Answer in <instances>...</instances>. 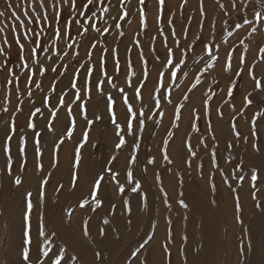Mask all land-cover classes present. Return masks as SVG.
Wrapping results in <instances>:
<instances>
[{
    "label": "rangeland",
    "instance_id": "obj_1",
    "mask_svg": "<svg viewBox=\"0 0 264 264\" xmlns=\"http://www.w3.org/2000/svg\"><path fill=\"white\" fill-rule=\"evenodd\" d=\"M19 1L20 2L16 5L15 12L21 15L20 17H22L23 22L27 24L28 17L24 16L22 10L28 9L29 15H31L29 4H31L33 0ZM45 2L51 5L52 3H57L58 0H45ZM220 2L225 5L228 4L227 6L230 5V0H220ZM237 2L239 3L240 0H237ZM244 2L248 4V8L245 11L233 12L229 8L231 15L225 17L220 11L216 0H203V7H210L209 12L212 20L220 21V25L222 26L219 29H214L212 25H206L205 18L201 17L200 0H187L186 3L184 0H165L162 19L159 21L157 19L159 15L158 0H145L144 5H140L139 0H103L102 4L99 0H94L93 4L90 5L87 10L83 9L86 0H77V7L84 10L85 15L79 16L74 11L71 17H69V11L65 7L61 24H63L65 19L75 18L85 26L94 24L100 29L107 27L109 28L108 34L90 31L86 37L81 36L79 33L83 31V29L76 23H73L70 35L58 41L50 39V31L44 32L38 38L41 44V48L37 50L38 56H34L30 61H21L19 59L18 47L13 42L12 28L14 26L9 22H6L8 28H6L4 23L0 24V29L4 30L0 32V36L2 35L4 38V32H9V37L7 33L6 36L8 37L7 39L12 42V47L8 54L7 67L15 75L20 76L19 91H17L16 88L12 89L11 104L4 105L0 103V145H4L3 139H5V134L8 132L9 124L14 115L16 122L15 134L19 133L22 135L24 131H30L32 134L30 139L35 145V140L37 138L34 136V133H32L33 130L29 129L27 125L30 120L34 124L35 120L41 122V126H43H40V128L36 122L35 131L37 130V132L43 134L39 137L40 141H42L40 138L44 135L49 137V141L52 140L48 145L50 149H48V157L53 156V149L51 148H53L52 146L54 143L61 138L64 139L63 145L70 146L68 155L64 157V167L67 170V174L70 176H72L74 170L75 149L83 140L84 133L87 131V142L84 144L83 148L80 149L82 151H80L82 156L81 160L87 158L90 163L94 165L92 166L94 171L92 170L91 177L85 180L83 189L80 191L81 193H77L76 190L71 187L66 190V192L69 190L67 195H64L62 190L59 192L56 191L61 181L60 179L53 180L52 171L54 168H52L53 170L51 169L52 159L49 158V162L45 167L40 159L39 161L37 160V156L34 154L31 166L35 172L30 178H28L29 169H26V167H24L23 171H21L20 168L13 169L12 175H9L6 171L11 177L12 184L15 187L22 188V203L26 204L25 195L29 191L33 194L31 199L38 201V203L40 201L44 202L48 201V199H53L57 204L56 211L60 214H64L70 230L80 233L79 235L84 239L93 238L94 240L95 237L97 238L100 234L102 227L103 229L105 228L103 221L112 215L115 205L117 207L118 202L124 207V200H128V202H132L134 198V200H136L135 193L131 192L130 189L133 187L134 182L139 179L132 172L133 184H129L125 180L126 176L119 173V168L121 166L129 165V160L133 156L131 150H133L135 143V145H138L135 164L141 169V175L146 177L149 186H151L152 191L155 193V215L159 216H155V221L149 231H146L144 228H138L136 235L125 241L121 250L118 252V260L115 264H119L121 260H124L123 264H142L154 245L159 247L161 251H164V248H168L169 246L175 248L176 258L184 260L182 251L180 250L182 249L180 248V244H186L190 240L188 235H182V223L187 217V208H182L179 205L181 195L177 194L178 192L174 191L173 198L168 196V204L166 205L164 203V192L160 191V189L163 188L168 194L169 190H167V188L169 189L170 186L173 188L178 187V190L179 187L182 186L183 178L176 170V162L172 158L174 156L176 157V155L178 158L187 162V165L185 164V170H187L190 175L202 172L204 173L203 175L208 177L207 171L209 166H211L220 173L223 171L224 176L220 177L222 181L227 179L229 182H234L239 189L248 187L251 190L250 205L246 209L242 207V213H240L243 221L242 223L237 221L238 214L236 209L234 213L232 207L227 208V213L225 212L224 216V219L226 217V220H224L225 230L223 232L224 243L220 249L221 252L224 253V256L213 264H241V262H243V264H264V184L261 181V173H263V171L258 169V179L254 182L250 181L248 173L249 169L253 167L252 162L246 161L243 163L240 170L237 171L236 164L231 161L228 155L227 145L228 142H236L238 148L242 150L240 141L243 139L237 140L232 131L231 125L235 123L242 137L251 138L248 143L243 142V148L244 146H248L250 155H256L259 159L264 158L262 149L257 152L251 147V143L255 142L257 144L258 142V136L254 140L251 135V121L256 119L257 128L264 127L263 118L260 115L262 112L261 104L264 102V90H256L255 83L248 74V66L255 65L256 79L262 81L263 83L261 82V84L264 86V62L261 61L258 52V46L264 47V23H261V19L254 15V13L264 14V0H244ZM191 6H193L197 11L195 12L198 13L194 24H192L191 14L194 12V9L192 10ZM104 8H107L108 11L105 12ZM141 8H143L145 12L147 24L145 28H142L140 23ZM48 10L51 12L52 8L49 7ZM124 10L129 14L125 19L120 20L119 16ZM4 17L5 15L0 18ZM202 19L203 30L201 31L200 23ZM169 20L172 21V26L175 27L177 38L179 39V47H177L176 43L173 41L172 26L169 25ZM224 20H227L228 23L224 24ZM244 20H249L251 26L257 27L258 31L248 36L245 30H250L249 24L243 23ZM177 21H180L179 23L181 24L179 30L176 29ZM117 23L120 24L119 28L115 27ZM237 25H239V27H237ZM17 27L20 33H25V29H20L19 25ZM36 27L37 25L35 24H27V29ZM41 27H43V25H41ZM36 29L39 30L38 27ZM185 29H187L186 38ZM208 29L212 34L210 38L205 40L203 34ZM121 33H123V35H121ZM198 36L201 37L199 41L196 39ZM21 37L23 40V35H21ZM93 37L95 39H93ZM165 39L167 40L168 47L175 53L176 59L180 58L182 50L185 52L181 69L175 70L176 76L171 77L169 75L170 66L168 64H163L161 68L156 70L158 73H164L161 83L158 84L157 76L153 77V75H148L146 80H142V74L145 71L150 74L153 69L151 67L152 64L159 62L163 63V61H165ZM241 39H244V43L247 45L246 52L244 51V46L239 43ZM89 42L96 45L95 49L89 48ZM205 42L209 45H214L213 52L219 56V63L210 74L205 73L204 76H201V83L196 89L191 93H186V89L190 86V82H194L192 74L199 75L200 73L197 69H202L204 62L208 58L207 53L202 51ZM68 44L73 46L72 49L67 47ZM0 46H3V44L0 43ZM185 46H194L195 51H189ZM231 47L236 48L232 60L233 67L231 72H225L222 66L225 62L226 52H228ZM25 48L27 49V53H31V47L27 42H25ZM50 49L52 51H50ZM113 49L117 51L114 52ZM61 50L69 52L70 57L63 60L57 59V56L53 55V51L60 54ZM73 50L79 52V56L75 59L71 58V56L74 55ZM89 51L92 53L90 59L86 55ZM141 54L144 57V61L147 62L146 64L141 60ZM241 55L245 57L246 64L243 66L245 70L239 78H236L234 74L237 70V63ZM49 56H52L51 61L47 59ZM102 57L106 61L103 68L101 66ZM121 57L124 58L122 59ZM156 57H159V59ZM117 59L120 66L119 73L114 70L115 60ZM4 60L5 57H0V62ZM23 63H28L29 67H22ZM63 64H67V71L63 76H60L59 72L64 69L58 67L57 73H53L49 70L44 76L36 75L33 77L35 82L42 83V89H36L33 84V95L31 99H29L24 81L30 72L32 70L38 72V65H43L44 68L50 69L53 66H60ZM81 65L83 67H80ZM105 71L107 75H104ZM76 72H78V78L75 80V83L77 88L81 89L83 101L75 100L74 93L76 89L71 87L73 73ZM130 72L135 73V75L131 77L133 86H136L140 82L144 83L142 100L134 99V89L128 87L125 83L126 74ZM6 78H11L8 72L0 71V102L4 100L5 89L3 85ZM86 79L91 82L90 99L87 89L85 88ZM109 80L111 83L108 82ZM99 81H104L102 85L104 95H101L96 88ZM233 82H235L236 87L233 90L232 96L229 97L227 95L228 88ZM53 83L55 84L54 91L51 90ZM120 88H123L125 92L128 93L133 111L139 113L142 110L144 112L143 118L145 119V127L143 132L138 133L136 137L127 135L126 132L121 131V135L125 137L127 143L120 150H116L115 145L119 137L116 135V125L111 122L110 114L107 111L106 97L110 94L116 101L114 110L116 112L117 122L121 125V128H124L127 124V115L125 105L122 101V93L119 91ZM154 88H159V92L156 94L160 98L159 107L154 106V99L152 96ZM248 93L252 94L249 98L253 100V104L248 108H243L244 97L248 95ZM185 94L190 97L187 101L183 100ZM61 97H63L64 106L60 104ZM209 97L211 98L208 99ZM46 98L47 102H45ZM20 100L23 101L22 111L16 112L15 109ZM205 100H207V108L205 107ZM82 102L87 108L88 120L94 121L91 126L88 125L79 106ZM181 104L184 106L180 109V120L176 121L174 119L175 109ZM4 106L9 108L7 113L3 111ZM35 108H40L41 111L34 116L30 115V113L35 112ZM69 108L72 110L71 117L68 115ZM53 110L56 111V118L54 121H52L50 115ZM241 112H243V115L240 114ZM221 113L223 114L222 116ZM96 116H101L102 119L96 121ZM73 119L75 120V126L71 139H69L66 135V130L72 126L71 122ZM65 120H67L68 123ZM50 121L53 123V128H55L53 131H49L48 129ZM57 121L59 122L57 123ZM174 123L177 126L174 127ZM193 124L196 125L195 130L192 128ZM135 128L136 123L133 121V129ZM2 130L3 132L5 131L4 134L1 132ZM169 131L173 133L171 139L168 138ZM49 133L50 135H48ZM105 133L107 134V139H101ZM100 134L102 135L99 136ZM76 136H78L77 140H75ZM166 139H169L166 153L169 159L172 158V164H168L163 159L165 154L163 142ZM201 141H203V143H201ZM186 142L191 144L192 150L196 153L195 157L191 156L187 151ZM40 144H42V148L43 143ZM63 145L61 147H63ZM41 148L40 151L42 153L45 148ZM213 151H215V160L218 161L217 164H215V160L212 158ZM140 152H144L149 156L147 161H142V159L140 162L138 160V153ZM173 153H176V155ZM112 156H116L117 159L111 161ZM150 160H154V163H149ZM37 162L43 165L42 171L37 170ZM188 162H190L191 167H189ZM159 166H161L160 169H158ZM106 167H110L113 173L119 174L116 179H110L112 173L105 172ZM161 170L163 171L161 172ZM48 173H51V176L48 184L45 186L44 197L41 199L40 181L42 178L47 177ZM101 173L105 175V181L103 183L105 190L104 192L100 191L98 193V199L102 203L100 207H97V205L91 201L89 193L93 179ZM157 173L160 175L159 181L156 179ZM17 176L22 179V184L19 186L15 185L13 182L14 178ZM234 176L237 178H233ZM240 176L244 177L242 181L238 179ZM252 183H255L259 188V192L257 193L258 199L255 201L252 199ZM120 184L124 187L123 193L118 190ZM100 193L104 194L101 196ZM84 200L88 201L90 207L81 208L79 206ZM257 204L260 205L259 208L256 206ZM157 206H159V209H164L166 212L162 213V210H159ZM93 208L96 210L92 211ZM39 209V207L38 209L36 208L35 216L31 211L28 222H25L23 219L22 224L24 225V231L25 228H28L31 218L34 220V222H32L33 224L35 222L37 223V226L35 225V228H38H36V231L38 232L40 230L43 220L42 217L38 219L37 215ZM177 212L180 213V215L179 218L174 221L175 213ZM249 215H254L255 220L254 218L249 220ZM85 221H87L86 226ZM162 221L165 222V224L162 223ZM85 227H87L88 235H85ZM215 227L216 225H213L212 230H214ZM24 231L22 234L20 233V235L15 237L17 244L14 245V248L9 242L10 235L8 228L6 226L2 228L0 238L1 264H8L9 261L11 262V258L15 256L17 260H20L21 264H25L22 259V250L28 248V244L25 243L26 237L24 236ZM249 244H253L252 253L249 256L244 254V256L241 257V245L244 246V252L247 253V251H250L248 248ZM14 253L15 256H12ZM123 257L125 259H123ZM166 259L165 257V264ZM42 262H45V264H53L52 260H44Z\"/></svg>",
    "mask_w": 264,
    "mask_h": 264
},
{
    "label": "bare ground",
    "instance_id": "obj_2",
    "mask_svg": "<svg viewBox=\"0 0 264 264\" xmlns=\"http://www.w3.org/2000/svg\"><path fill=\"white\" fill-rule=\"evenodd\" d=\"M19 2H20L19 0H0V12L5 13V17L0 18V24L4 23L6 28H8V26L6 25V22L7 23L9 22L14 27H17L20 24V22H23L22 17H20V21H17L13 18V16H11V13L15 11L16 5ZM9 5H11V7H9ZM227 5L228 4H226V6ZM209 8H210L209 6H206V8H204L206 12V18H205L206 25H212L213 23V20L210 17ZM191 9L193 10L194 7L191 6ZM195 11L196 10L194 9V12L191 13L192 14V24H194L197 18V15H198V13H196L197 11L196 12ZM179 22L180 21L176 22L177 30H179L181 27L180 26L181 24ZM221 27L222 26L220 25V21H215L214 29H219ZM6 33L8 36L9 32H6ZM6 33L4 32L5 36H6ZM211 34H212L211 31H209L208 29L203 34L204 35L203 38L206 40L207 38L211 37ZM2 40H3V36L1 35L0 43H2ZM120 51H121V48H120ZM163 64H164V61L163 63L159 62L156 64H152L151 67L153 69L151 70L149 75L150 76L153 75V77L154 76L158 77L159 73L156 72V70L161 68L162 67L161 65ZM261 108H262V112H264V102L261 104ZM261 117L263 118V122H264V116H261ZM65 121L67 122V120ZM36 122L37 121L35 120V125H36ZM58 122L59 121H57V123ZM78 124L80 125L79 121H78ZM37 125L40 128L41 122L40 121L37 122ZM263 128L261 127L257 128V136H258L257 145L259 149H262L264 152V129ZM3 130L1 132L4 134L5 131L3 132ZM31 135L32 134L30 131H24L22 135H20L19 133L14 134L13 139L11 141V154L13 158L12 170L16 168H20V165L23 163L24 167H26V169H29L28 178L33 176L35 172L33 170V167L31 166V163H32L34 154H36L35 150L37 147L31 141L30 139ZM48 135H50V133ZM101 135L102 134H100L99 136ZM103 136L101 139L106 140L107 134L105 133L103 134ZM21 137L26 138L25 155L23 157H21L19 154ZM77 138L78 136L75 137V140H77ZM40 139L42 140L40 141V143H43L42 148H45V149L44 151H42V155L40 156L39 159L41 163H43L46 167L49 162L48 161L49 158L52 159V156L48 157V149H49L48 145H49V142H51L52 140L49 141V137L46 135H44ZM249 140H251L250 137H248V141ZM243 142H244L243 140L240 141V146L242 145V150L238 148L236 142H228L227 145H229V143L234 145V147H232L231 149L228 148V155L231 161L234 162L236 165L239 164L242 166L243 163H245L246 161L252 162L253 167L249 169V173H248L249 176H250V172L252 169L262 170L263 173H261V181L264 184V158L259 159V157L256 155L254 156L250 155L248 146H244L243 148V145H244ZM41 145L42 144H39V148H41ZM3 148H4V145L2 146L0 145V238H1L2 228L6 226L9 230V235H10L9 242L11 245L14 246L15 244H17L15 237L20 235V233L22 234V232L24 231V225L22 223H23V219L26 213V204L22 203V199H21L22 188L15 187L12 184L11 177L6 172L7 171L6 170V158H5ZM69 148H70L69 145H63V147L60 148L57 154L58 165L56 168H54V170L51 167V169L53 170L52 171L53 180L60 179L61 184L63 185V188L61 190L64 192L63 193L64 195H67L69 190L67 192L66 190L72 187L71 186L72 176L67 174V170L64 167V157L68 155ZM131 152L133 153L134 156H136L137 155L136 153L138 152V145L133 146V150H131ZM173 154L176 155V153H173ZM138 157H139L138 158L139 161L142 159H143L142 161H147L149 156L144 152H140L138 153ZM172 158L176 162V170L181 174L183 181L181 184L182 186L179 187V190H178V187L177 188L174 187L175 188L174 190L172 186H170L171 188L168 186L169 187V189L167 188V190H169L168 196L170 198H173L172 196L174 194V191L178 192L177 194H180L181 192L183 193V196H181V199H183L186 202L188 207H187V217L185 218V221H183L182 223L183 224L182 235L183 236L188 235L190 240L186 244H183V245L180 244V248H182L180 250L182 251L184 260H181V258H176L175 248H172L170 246L168 247L170 254H171L170 255L171 264H213L218 259L224 256V253L221 252L220 249L224 243L223 242V232L225 230L224 220H226V217L224 219V216H225V212L227 208L232 207V211L234 210L233 212L235 213V195H239L241 206L244 209H246L250 205L251 190L248 187L239 189V187L234 182L227 181V183H225V181H222L220 178L221 173L213 169L211 166H209L208 171H207L209 175L208 177L203 175L204 173L202 172L196 173L194 175L193 174L190 175L187 172V170H185L186 169L185 164L187 163L185 160L178 158L177 155L176 157L174 156ZM217 163L218 161L215 160V164ZM92 166L94 165L91 164L87 158L82 159L79 162L78 174H79L80 179L77 181L76 187L75 188L72 187V189L76 190L77 193H81L80 191L83 189L85 180L91 177V174L94 171L93 170L94 168H92ZM160 168L161 166L158 167V169ZM140 170L141 169L134 163L131 165L129 164V165L121 166L119 168V173L124 174L126 176V172L131 171L135 174V176H137V178L139 179L138 181L140 182L142 186L141 193L146 194L147 196V207L146 208L143 207V201L141 200V193H135L136 200H134L135 199L134 198L132 202H129V205L131 208L130 214L125 209V207H122L121 203L119 204L118 202L117 207L115 205V209L113 210L112 215L107 218L109 223L104 224L105 225L104 231L106 234L103 237L99 234L97 238L95 237L94 240L93 238L84 239L82 238V236L79 235L80 233L71 231L69 228V224L65 219L64 214H60L59 212L56 211L57 204L55 203L53 199H48V201H44V202L40 201L39 203L38 201L32 199V202H33L32 212L35 216L36 208L37 209L38 207L40 208L38 210L39 212L37 216H38V219L42 217L43 221L41 223L42 224L41 227H43L44 232L46 233L45 237H38V232L36 231L37 227L35 228V225L37 226V223L35 222L33 224L32 222H34V220L32 218L30 219V224L28 225L27 229L25 228V231H29V234H30L31 243H27L28 244L27 246L31 250L32 261L35 262L36 260V250H37V246L39 245L42 249L47 250L49 252V256L52 257L53 264H54L55 259L57 258L56 255L54 254L57 252L58 249L65 256H73V255L77 256L79 258L77 261V264H115L116 261L118 260V256H117L118 252L121 250V247L123 246L125 241L131 239L134 235H136L138 228H144L146 231H149L152 228L153 222L155 221L156 196H155V193L152 191L151 186H149V182L146 179V177L141 175ZM162 171L163 170H161V172ZM210 177H211V181L209 179ZM162 183H163V180H162ZM213 183L215 184L214 192L212 189ZM229 185L237 189V192L235 194L231 191V188L229 187ZM104 190H105L104 187H102L101 191L104 192ZM103 194L104 193H100L101 196ZM159 204H160V201H159ZM157 207L159 209V206ZM161 210H162V213L166 212L164 209H161ZM175 214L176 215H175L174 221L179 218L180 213L177 212ZM254 217H255L254 215H249V220L251 218L253 219ZM162 223L165 224V222L163 221ZM213 225H216L214 230H212ZM53 233L55 235H53ZM252 247H253V244L251 245L250 251H247V253H245L246 256H249L252 253V250H253ZM97 252L100 253V259L96 258L95 254ZM12 256H15V253L12 254ZM165 257H166L165 251L163 250L161 251L159 247L154 245L149 255L145 257L144 261H146L147 264H165ZM16 258H17L16 256L14 258H11V262L9 261L8 264H21L20 260H17ZM123 259L125 258L123 257ZM40 260L47 261L49 259L48 257H45L43 254H41ZM123 263H124V260H121L119 264H123Z\"/></svg>",
    "mask_w": 264,
    "mask_h": 264
},
{
    "label": "snow or ice",
    "instance_id": "obj_3",
    "mask_svg": "<svg viewBox=\"0 0 264 264\" xmlns=\"http://www.w3.org/2000/svg\"><path fill=\"white\" fill-rule=\"evenodd\" d=\"M94 2V0H86V3L83 5V9L87 10L89 8L90 5H92ZM99 2L102 4L103 0H99ZM184 2L186 3L187 0H184ZM140 5H144L145 4V0H139ZM165 0H158V5H159V15L157 17L158 21L160 19H162V13H163V6H164ZM216 3L219 6L220 11L223 13V15L225 17H228L231 15V12L229 11V6L231 8V11L233 12H243L248 8V4L244 2V0H240V2L238 3L237 0H230V5L226 6L225 4L221 3L220 0H216ZM62 5V6H60ZM9 7H11V5H9ZM49 7L52 8V11L49 12ZM67 8L69 11V17H71L72 12H76L77 15L79 16H83L85 15V11L81 10L80 8L77 7V0H58L57 3H52L51 5L47 4L45 2V0H33V2L31 4H29V8L31 9V15H29V11L28 9H23V14L25 17H28L27 20V24H35L37 25V27L39 28V30H37L36 28L33 29H27V24H25L24 22H20L19 24V28L20 29H25V33H20L19 29H17L16 27L12 28V32H13V42L17 45L18 47V56L19 59L21 61H30L32 60V58L34 56H38V49L41 48V44L39 42V37L41 36L42 33L44 32H51V36L50 39H54V40H60L62 38H64L65 36H69L70 35V31H71V27L73 25V23L79 24L80 27L83 29V31H81L79 33V35L81 36H87L88 33L90 31H96L98 33L102 32L103 34H108L109 32V28L105 27L104 29H100L98 27H96V25L92 24V25H88L85 26L83 25L78 19L75 18H70V19H65L63 24H61V20L64 14V8ZM104 11L107 12L108 9L104 8ZM128 12L126 10H124L122 12V14L119 16L120 20L125 19L128 16ZM200 14L202 18H206V12L204 10L203 7V0H200ZM5 13L4 12H0V17L4 16ZM254 15L257 18L261 19V23H264V14L262 13H254ZM12 16L15 20L20 21V16L19 14H17L15 11L12 12ZM140 23L142 28L147 27L146 24V19H145V12L144 9L141 8L140 9ZM190 23V21H189ZM224 24H227L228 21L224 20L223 21ZM243 23L245 24H249V29H246L245 31L247 32L248 36H251L252 34H255L258 31V28L255 26H251V22L249 20H244ZM41 25H43V27H41ZM169 25L172 26V21L169 20ZM115 27L119 28L120 24L117 23L115 25ZM237 27H239V25H237ZM212 28H215V21H213L212 23ZM200 29L201 31L203 30V19L201 20L200 23ZM3 29H0V32H3ZM185 31V38H186V33H187V29L184 30ZM161 34H162V30H161ZM21 35H23V40L21 39ZM121 35H123V33H121ZM172 38L173 41L176 43L177 47H179V39L177 38V33L175 31V27L172 26ZM93 39H95L93 37ZM196 39L199 41L201 40V37H196ZM25 42H27L29 44V46L31 47V53H27V49L25 48ZM240 45L244 46V51H247V45H245L244 43V39H241L239 41ZM2 44L3 46H0V57H5V60L3 62H0V71H6L8 72V75L11 77L10 79H7L4 81V89H5V95H4V100L0 103H3L4 105H9L11 104V96H12V89L16 88L17 91H19V83H20V76L15 75L8 67V54L10 52V49L12 47V42H10L7 37L5 36L2 40ZM89 48L90 49H95L96 45L94 43L89 42ZM164 46L166 48V59L164 61V64H168L169 67V75L171 77H175L176 76V71L175 70H180L181 69V64H182V59L185 55V52L182 50L181 54H180V58L176 59L175 58V53L173 52V50L171 48L168 47L167 45V40L165 39L164 41ZM67 47L69 49H72V45L68 44ZM189 51H195L194 46L193 47H189V46H185ZM213 48L214 45H209L207 42L204 43V48L202 49L203 52L207 53V60L204 62L202 69L198 68L197 71L200 73L199 75L196 74H192L194 82H190V86L187 87L186 89V93H191L194 89L197 88V86L201 83V76H204L205 73L210 74L211 71L215 70L217 64L219 63V56L217 54H214L213 52ZM154 50V49H153ZM50 51H52L50 49ZM106 51V50H105ZM114 52H116V49H113ZM236 51L235 47H231L229 49L228 52H226L225 55V62L222 66L223 71L225 72H231L232 71V60H233V55ZM74 55L71 56V58L75 59L76 57L79 56V52L73 50ZM258 52L260 54V59L262 62H264V47H259L258 46ZM27 53V54H26ZM53 55L57 56V59H66L70 57V53L67 51H62L60 54H57L55 51H53ZM86 55L89 57V59L91 58V51L87 52ZM157 59H159V57H156ZM48 60H52V56L47 57ZM141 60L146 64L147 62L144 61V57L141 54ZM106 63V61L103 59V57L101 58V66L103 68V65ZM246 64L245 61V57L243 55L240 56L239 61L237 63V70L235 72V77L239 78L243 72H244V65ZM22 67L24 68H28L29 65L28 63H23ZM39 67V71L37 72L36 70H32L30 72V74L25 78V89L27 91V96L29 99H31L33 93H32V86L34 84L36 89H42V83L39 82H35L33 80V77L36 75L39 76H44L46 74L47 71H51L53 73H57L58 71V67L63 68V71L59 72L60 76L65 75L66 71H67V64H63L60 66H53L50 69H46L43 67V65H38ZM80 67H83L82 65ZM119 61L118 59L115 60V68L114 70L119 73ZM90 71V70H88ZM248 74L249 76L253 79L254 83H255V88L256 90H264V86H262L261 81L256 79L255 76V65H250L248 66ZM104 75H107V72H104ZM135 73L134 72H130L128 74H126L125 77V83L128 85V87H132L134 89L133 92V98L134 99H141L143 97V91L142 89L144 88V83L140 82L138 83L136 86H133L132 84V80L131 77L134 76ZM149 73L147 71H145L142 74V80H146L148 77ZM164 76L163 72H160L158 77H157V82L158 84L161 83L162 78ZM78 78V72L73 73V82L71 84V87L76 89V92L74 93L75 96V100L76 101H83V97L81 96V89L77 88L75 80ZM109 83H111V81H108ZM104 81H99L96 85L97 90L100 92L101 95H104L103 92V85ZM236 87L235 82H233L231 84V86L228 88V92L227 95L229 97L232 96L233 94V90ZM85 88L87 89L88 92V97L89 99L91 98V82L90 80L85 81ZM51 90L54 91L55 90V84L53 83V85L51 86ZM119 91L122 93V101L123 104L125 105V109H126V115H127V124L124 128H121V125L117 122V116H116V112L114 110V105L116 104V101L114 100V98L109 94L106 97V104H107V111L110 114V118H111V122L113 124L116 125L117 128V132L116 135L119 137L118 142L115 145L116 150H120L121 148L124 147V145L127 143V141L125 140V137L123 135H121V131H124L127 133V135L136 137L138 133L143 132L144 127H145V119L144 117V112L141 110L139 113H136L133 111V106L130 102L128 93L125 92V90L123 88H120ZM159 92V88H154L153 89V99H154V106L155 107H159L160 105V98L156 95ZM251 93H248V95H246L244 97V104H243V108H248L250 105L253 104V100H251L249 97L251 96ZM189 95L185 94L183 96V100L187 101L189 100ZM211 97H209L208 99H210ZM47 102V98L46 101ZM171 102V101H169ZM227 102V101H225ZM205 107L207 108V100H205ZM22 104L23 101L20 100L18 101L17 107L15 109L16 112H20L22 111ZM60 104L62 106H64V100L63 97H61L60 99ZM81 111L84 114V118L87 121L88 125L91 126L94 121L92 120H88L87 118V108L85 107V104L82 102L80 105ZM183 104L179 105L176 109H175V113H174V119L176 121L180 120V109L183 108ZM3 111L5 113H7L9 111V108L7 106L3 107ZM41 111L40 108H35V112L30 113V115H35L36 113H39ZM241 115H243V112L240 113ZM51 118L52 121L55 120L56 118V111L53 110L51 113ZM68 115L71 117L72 116V110L71 108L68 109ZM195 115V113H194ZM223 114L221 113V116ZM261 116H264V112L260 113ZM100 119H102L101 116H96L95 120L99 121ZM133 121H135L136 123V128L133 129ZM71 127H69L66 130V135L68 136L69 139H71L72 136V132L74 130V126H75V120L73 119L71 122ZM28 128L33 130L34 136L37 138L35 140V143L37 145L36 147V156H37V160L39 161V157L42 155L40 148H39V144H40V140L39 137L41 135L40 132L35 131V124L33 122H31V120L28 123ZM174 127L177 126L173 125ZM232 127V131L234 133V136L237 140H241L243 139L245 143H247L248 138L247 137H242V134L237 130L236 124L233 123L231 125ZM193 130L196 129V125L193 124L192 125ZM48 129L49 131H53V123L50 121L48 124ZM16 131V122H15V116H12L11 122L9 124V129L8 132L5 134V140H4V154H5V158H6V170L8 172L9 175H12V167H13V158H12V154H11V141L13 139V135L15 134ZM251 135L253 137V139L255 140L257 138V120L253 119L251 121ZM173 136V133L171 131L168 132V138L171 139ZM88 139V132L85 131L84 133V138L83 140L78 144V146L75 149V158H74V164H73V173H72V178H71V186L73 188L76 187L77 185V181L80 179L79 174H78V166H79V162L81 159V153H80V149L83 148L84 144L87 142ZM169 139L164 140V146H165V154L163 156V159L168 163V164H172L173 161L171 159H169L167 153H166V148L167 145L169 143ZM201 143H203V141H201ZM64 144V139L61 138L58 141H56L53 145V156H52V168H56L58 165V157L57 154L61 148V145ZM25 145H26V138L25 137H21L20 138V147H19V154L21 157H23L25 155ZM135 146V143H134ZM186 147H187V151L191 154V156L195 157L196 153L192 150L191 144L186 142ZM232 147H234L233 144L229 143L228 148L231 149ZM252 149H254L255 151L259 152V147L258 145L253 142L251 144ZM212 158L213 160H215V151H213L212 153ZM117 159L116 156H112L111 157V161H115ZM136 162V157L133 155L130 160H129V164H134ZM149 163H154V160H150ZM189 163V167H191L190 162ZM37 170L42 171L43 170V165L39 162H37ZM237 171L240 170L241 165L237 164L236 165ZM20 170L23 171L24 170V164L22 163L20 165ZM105 172L107 173H112L110 179H116L117 176L119 175L118 173H113L112 169L110 167H106ZM51 176V173L47 174V177H44L41 179L40 181V196L41 199H43L44 197V189L45 186L48 184L49 182V178ZM221 176H224L223 171H221ZM233 178H237V177H233ZM156 179L159 181L160 180V175L159 173L156 174ZM211 181V177L209 178ZM239 180H243L244 177L240 176L238 177ZM258 179V170L257 169H252L250 172V181L254 182ZM125 180L127 183L129 184H133V173L131 171H127L126 172V177ZM105 181V175L104 173L98 174L92 181V185H91V190L89 193L90 199L93 203H95L97 205V207L101 206V201L98 199V193L102 190L103 187V183ZM14 184L19 186L22 184V179L17 176L14 178L13 180ZM117 183L119 184V181L117 180ZM225 183H227V179H225ZM141 184L139 181H135L133 184V187H131V192L133 193H141ZM229 187L231 188V191L235 194L237 192V189L232 187L231 185H229ZM251 187L253 189L252 191V199L255 201L258 199L257 197V193L259 192V188L257 187V185L255 183L251 184ZM63 188V185L60 184L56 191L59 192L61 189ZM212 189L213 192L215 191V184H212ZM121 193L124 192V187L122 184L119 185V189H118ZM160 191L164 192V203L167 205L168 204V194L167 192L161 188ZM32 192H27L25 195V200H26V213L24 216V220L25 222L29 221V215L33 209V202H32ZM181 196H183V193H180ZM141 200L143 201V207L146 208L147 207V196L146 194L141 193ZM179 205L182 208H187L188 205L186 204V202L183 199L179 200ZM79 206L81 208H85V207H90L89 203L87 200L82 201ZM258 208L260 207L259 204L256 205ZM124 207L125 209L129 212V214L131 213V208L129 205L128 200H124ZM170 207V205H169ZM235 209L237 212V221L242 223V219L240 216V213H242V206H241V202H240V197L239 195H235ZM96 209L93 208L92 211H95ZM104 224H108L109 221L107 219H105L103 221ZM87 225V221H85V226ZM105 231L104 229L100 230V235L103 237L105 235ZM25 237L27 238L25 243H31V239H30V234L29 231H25L24 233ZM53 235H55L53 233ZM85 235H88V231H87V227H85ZM46 233L44 232L43 227L40 228V230L38 231V237H45ZM248 248H251V245H248ZM165 251V255H166V264H171V260H170V251L167 247L164 248ZM43 254L45 257H48L49 261L52 260V257L49 256V252L47 250L42 249L39 245L37 246V250H36V260L35 262L32 261L31 259V250L30 248H24L22 250V259L24 260L25 264H45V262H42L40 260V255ZM245 254L244 252V246L241 245L240 247V255L241 257H243ZM56 255V259L54 261V264H77L78 261V257L77 256H65L63 253L60 252V250L58 249L57 252L54 254ZM96 258L100 259V253L97 252L96 254ZM142 264H147L146 261L142 262ZM241 264H243V262H241Z\"/></svg>",
    "mask_w": 264,
    "mask_h": 264
}]
</instances>
